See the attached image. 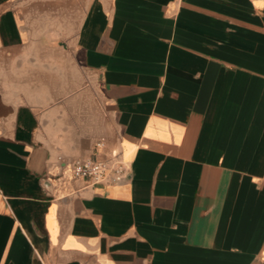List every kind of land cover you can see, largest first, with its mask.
<instances>
[{
    "label": "crops",
    "instance_id": "crops-1",
    "mask_svg": "<svg viewBox=\"0 0 264 264\" xmlns=\"http://www.w3.org/2000/svg\"><path fill=\"white\" fill-rule=\"evenodd\" d=\"M0 264H264V0H0Z\"/></svg>",
    "mask_w": 264,
    "mask_h": 264
},
{
    "label": "built area",
    "instance_id": "built-area-1",
    "mask_svg": "<svg viewBox=\"0 0 264 264\" xmlns=\"http://www.w3.org/2000/svg\"><path fill=\"white\" fill-rule=\"evenodd\" d=\"M73 179L84 180L86 187L119 185L127 180V169L117 155L108 159H77L71 164Z\"/></svg>",
    "mask_w": 264,
    "mask_h": 264
}]
</instances>
